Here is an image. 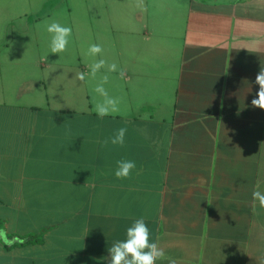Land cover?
Instances as JSON below:
<instances>
[{
	"label": "crops",
	"instance_id": "1",
	"mask_svg": "<svg viewBox=\"0 0 264 264\" xmlns=\"http://www.w3.org/2000/svg\"><path fill=\"white\" fill-rule=\"evenodd\" d=\"M89 8L111 23L90 36L102 53L79 54L86 78L72 80L84 104L72 111L51 106L44 78L33 77L49 66L45 56L7 57L0 45L13 83L0 92L1 257L108 264L109 247L143 217L166 253L157 264H264V208L252 196L264 192V109L251 103L264 67V0ZM38 31L14 49L36 48ZM104 76L120 103L100 117L94 89ZM121 127L124 144L102 146ZM120 160L136 163L127 178L115 176ZM33 234L42 243H27Z\"/></svg>",
	"mask_w": 264,
	"mask_h": 264
},
{
	"label": "rangeland",
	"instance_id": "2",
	"mask_svg": "<svg viewBox=\"0 0 264 264\" xmlns=\"http://www.w3.org/2000/svg\"><path fill=\"white\" fill-rule=\"evenodd\" d=\"M89 7L90 0H0V30L7 28L3 29L1 34L0 45L4 47L1 55L7 57L11 55L17 57L18 55L20 60H25L34 55L37 58L39 55L45 56L50 63L49 66H45L43 73L37 70L33 77L44 78L49 90L51 106L60 105L63 109L72 111L75 107L84 104L81 101L82 95L79 96V85H75L74 79L72 80L73 75L81 72L78 69V65L81 63L78 57H80V53H83L84 58L89 61L87 50L91 45L90 36H94L96 31L94 28H106L111 23H109L110 18L107 16H98L97 20L96 13ZM26 10L35 11L29 15L14 16L15 14H22ZM54 21L72 28L67 49L60 54L50 52L52 34L48 33L46 28L48 23ZM104 21H107L108 24ZM41 28L44 31L42 36L44 41L39 36L37 42L35 41L36 48H32L34 44L31 43V48H24L23 46L14 49L16 44L19 47L20 43L28 44L29 41L25 42V40L32 34L31 31L39 29L38 32L40 33L43 32L40 30ZM11 69L12 66L0 65V92L13 84L9 80ZM38 94L44 96L42 90ZM24 219H27V215L24 216ZM26 260L18 263L16 259L12 260L10 256L1 257L0 255V264H28ZM13 261L14 263H12Z\"/></svg>",
	"mask_w": 264,
	"mask_h": 264
},
{
	"label": "clouds",
	"instance_id": "3",
	"mask_svg": "<svg viewBox=\"0 0 264 264\" xmlns=\"http://www.w3.org/2000/svg\"><path fill=\"white\" fill-rule=\"evenodd\" d=\"M37 27H40L37 25ZM47 32L51 35L50 52L62 53L67 49L69 38L72 35V28L64 26L59 22H51L47 24ZM103 46L100 44H91L88 47L87 54L96 56L102 53ZM106 65V61L101 59L94 62L91 67V76L94 78L100 68ZM110 71H115L117 65L115 63L108 65ZM124 72L121 71V77ZM76 78L84 81L86 74L76 73ZM108 77L104 76L102 81L96 86L94 91L103 97L101 102L96 104V114L100 117L111 115L119 111V99L109 96L108 92L103 87L107 83ZM255 83L259 85L256 97L252 100V105L264 109V67H262L256 75ZM127 132L126 127H121L117 130L115 135L106 138L102 141V146L123 145L124 138ZM136 168V163L132 160H120L117 162V169L115 176L119 179L130 176L131 171ZM253 202L258 201L260 207L264 208V192L254 190L252 193ZM110 258L108 264H157L158 260H164L166 253L164 248L159 245V238L156 242L151 241V232L143 217L136 219L132 226L126 230V238L118 240L112 244L108 249ZM169 264H176L175 260L168 257Z\"/></svg>",
	"mask_w": 264,
	"mask_h": 264
},
{
	"label": "trees",
	"instance_id": "4",
	"mask_svg": "<svg viewBox=\"0 0 264 264\" xmlns=\"http://www.w3.org/2000/svg\"><path fill=\"white\" fill-rule=\"evenodd\" d=\"M4 226V221L0 220V228ZM33 239L29 240L27 243H42V238L41 236H38L37 234L32 235ZM14 245L19 246L21 244L15 243Z\"/></svg>",
	"mask_w": 264,
	"mask_h": 264
}]
</instances>
